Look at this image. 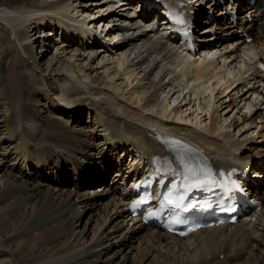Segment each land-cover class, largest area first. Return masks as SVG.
I'll return each instance as SVG.
<instances>
[{"label":"bare ground","instance_id":"bare-ground-1","mask_svg":"<svg viewBox=\"0 0 264 264\" xmlns=\"http://www.w3.org/2000/svg\"><path fill=\"white\" fill-rule=\"evenodd\" d=\"M34 1L0 5V264H264V180L246 181L258 211L185 239L128 212L136 180L168 155L155 130L194 145L215 170L251 160L264 175V144L244 147L264 134V109L252 113L264 104V74L251 63L264 67L263 1L198 0L215 13L201 22L200 9L185 7L193 55L151 27V14L167 22L152 0H139L141 12L131 0ZM111 21L110 43L99 44L94 26ZM241 102L246 113L230 125Z\"/></svg>","mask_w":264,"mask_h":264},{"label":"rangeland","instance_id":"rangeland-1","mask_svg":"<svg viewBox=\"0 0 264 264\" xmlns=\"http://www.w3.org/2000/svg\"><path fill=\"white\" fill-rule=\"evenodd\" d=\"M33 1L34 0H0V5H3V6H8V7H13V8H23V7H28V6H30L32 3H33ZM40 2H42L41 0H39ZM84 1H86V0H84ZM35 2V1H34ZM85 4V3H84ZM83 3L82 4H77V7H79V6H81V5H84ZM79 10H82V8L80 7V8H78ZM200 10H201V12H202V14L204 13V15L206 14V9L204 8V7H201V8H199ZM156 12L158 11V10H155ZM92 13L93 14H95V11L93 10L92 11ZM89 15H91V14H89ZM202 16L201 18H200V22L201 21H203L204 20V18H205V16ZM82 16L80 15V13L78 14L77 13V15H76V18H78V19H80ZM160 29V28H159ZM56 36L54 37H50V40H53V42L54 43H58L59 41H56V40H58V34L56 33L55 34ZM250 39H251V37H250ZM52 42V43H53ZM51 43V44H52ZM36 50H37V52L39 53L40 52V50H41V44L38 42L37 44H36ZM51 51V53L53 52V49H51L50 50ZM255 61H256V58H254L252 61H251V63H252V65L254 66V69L256 70V71H260L261 73H258L257 75L259 76L260 74H264V67L261 65V64H257V63H255ZM236 68H237V66H236ZM239 68H240V66H239ZM241 70H242V66H241ZM256 86H258V84L257 83H255V85H254V87H256ZM261 87V86H260ZM248 88V85L246 86V88H244V89H247ZM264 90H262V92H263ZM229 96L232 98V97H234L235 96V94L233 93V92H231L230 94H229ZM249 96V94H246L245 95V98H247ZM216 97H222V95H220V96H216ZM252 98H254V96H250L249 97V99L251 100ZM225 99L226 98H224V99H222V101H225ZM238 101H239V99H238ZM259 102H263L264 100H261V98H259V100H258ZM229 102H228V98L226 99V104H228ZM257 108V109H256ZM256 108H254V109H252V113H254L256 110H262V109H264V104L262 105V106H258V107H256ZM240 110V112H238ZM223 112H224V110H222L221 112H220V114H223ZM232 113H236V117L235 116H232V118L230 119V120H232L231 121V123H230V125H232L235 121H237V119H238V117H242L244 114L243 113H246V111L244 110V102H241V103H239L238 104V106H237V110H236V108L235 109H233L232 111H231V113H230V115L232 114ZM84 114V115H83ZM230 115H228V116H230ZM235 117V118H234ZM82 118H84L85 120H87V118H88V114L86 113H82ZM229 120V121H230ZM220 121H221V119H220ZM264 121V119L263 120H257L256 122L258 123V124H261V122H263ZM222 123V122H221ZM228 124H229V122H228ZM228 124L227 125H225L226 127L228 126ZM1 126H2V124H0V130H1V132H2V128H1ZM250 128H252L251 130H257L256 128H254V126H252V127H250ZM232 129V128H231ZM229 130L228 132H231V133H235L236 132V130H234V132L232 131V130ZM245 130L246 129H244V130H241L240 131V133L237 135L238 137L241 135V137L239 138V139H241L244 135H245V133L243 134V132H245ZM250 132V131H249ZM248 132V133H249ZM254 136V138H257V137H259L258 135L257 136H255V134L253 135ZM264 134H263V137H261L260 139L259 138H257L256 139V141H254V142H246L245 143V145H244V147L245 148H247L248 146H249V144L251 143V144H253V143H258V144H264V143H262V142H264ZM248 153V152H247ZM249 154H251V153H249ZM260 158V157H259ZM259 158H257V159H259ZM263 158V157H262ZM68 187H71V185H68Z\"/></svg>","mask_w":264,"mask_h":264}]
</instances>
